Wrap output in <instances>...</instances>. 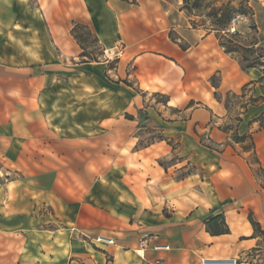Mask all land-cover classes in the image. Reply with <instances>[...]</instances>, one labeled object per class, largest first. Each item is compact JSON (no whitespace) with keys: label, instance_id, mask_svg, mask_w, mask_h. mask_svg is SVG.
I'll use <instances>...</instances> for the list:
<instances>
[{"label":"crops","instance_id":"crops-1","mask_svg":"<svg viewBox=\"0 0 264 264\" xmlns=\"http://www.w3.org/2000/svg\"><path fill=\"white\" fill-rule=\"evenodd\" d=\"M183 3L0 0V168L17 175L0 184V264H264L249 220L264 231V190L220 129L225 94L262 73L193 28ZM74 22L97 36L103 60L81 62ZM253 94L263 100L239 134L254 132L264 167V129L250 126L264 86ZM220 214L230 233L211 235ZM98 236L115 245L96 246Z\"/></svg>","mask_w":264,"mask_h":264},{"label":"trees","instance_id":"trees-1","mask_svg":"<svg viewBox=\"0 0 264 264\" xmlns=\"http://www.w3.org/2000/svg\"><path fill=\"white\" fill-rule=\"evenodd\" d=\"M206 0H194L193 2H188L184 0L182 10L186 12V14L191 18L193 17V12L197 9L202 7V2ZM246 11H243L242 8H235L232 5L228 4L222 7H213L210 17L212 18L211 27L209 32H214L216 38L219 41L220 47L224 50V52L233 57L234 54L238 52L237 45L234 44L232 38L236 37V35H231L230 33V25L234 18L238 15H245ZM193 24V28H199L195 21L191 20ZM204 25V24H203ZM73 38L76 40L80 48L82 49V53L80 54L81 62L88 63V62H99L101 57L104 56V49L99 43L97 36L91 31L88 25L74 22L73 28L71 31ZM171 38L173 41L178 42V38L174 36V33H171ZM180 47L186 50L188 47L182 42L179 43ZM92 46H98L97 50H93ZM251 55L242 54V59L237 60L240 64V67L243 71H247L249 69H259L262 73V76L256 81L245 85L242 89V94L239 95L235 92H228L227 99L225 100V106L229 114V120L224 126H220V129L229 135L228 144H240L242 145V149L245 153L249 154L248 161L254 167L256 176L261 181V187L264 190V181L261 180V176L264 177V167L261 165L260 160L257 156L256 152V145L254 142V132H247L243 135L239 134V127L243 122V115L246 114L248 108L250 106H254L263 100V97H254L253 94V86L259 84L264 86V55L257 54L254 56L255 51L251 50L248 51ZM251 56H254L253 58ZM117 60L113 63H110L109 68L113 69V65L117 64ZM128 84L129 83H125ZM212 84L218 90L219 83L216 80V76L212 79ZM247 93H249V99L242 103V112L239 113L234 119L231 118V111L229 106V97L234 99H246ZM157 96L164 97L162 95L157 94ZM216 98L219 101H222V95L219 92L215 93ZM128 118H133L132 116L128 115ZM256 122L260 123V130L264 129V115H261L259 118L254 119L250 122V126ZM205 137L201 138L202 143L207 145L208 147H212V144H208ZM170 145H172V141H168ZM172 161H177L174 157ZM160 165L165 166L166 164L163 161H160ZM192 171L189 170L186 173L180 175V177H185L189 175ZM261 174V176H260ZM249 220L255 230L256 235L260 236L264 240V231L262 230L260 224L255 220L253 214L249 215ZM206 227L208 232L211 235L219 236L230 233V228L226 223L225 216L223 214L217 215L206 222Z\"/></svg>","mask_w":264,"mask_h":264},{"label":"rangeland","instance_id":"rangeland-1","mask_svg":"<svg viewBox=\"0 0 264 264\" xmlns=\"http://www.w3.org/2000/svg\"><path fill=\"white\" fill-rule=\"evenodd\" d=\"M228 4L232 5L237 9L242 8L243 11H246L245 15L240 14L236 18H234L237 20L235 21V23H233V19L230 25V34L236 35V37L232 38V40L234 41V44L237 45L236 47L238 50V52L234 54L232 58H234L235 60H241L242 54H246L249 56L251 54L248 53V51L250 52L251 50L255 51L254 56H256L257 54L264 55V0H206L202 2L201 8L193 12L194 15L193 17H191V20L195 21V24L202 30L209 31L212 24V18L209 15L213 7H222ZM182 7L183 4L181 5V8ZM191 20H189L190 25L193 27ZM233 25L235 28V32L231 31V27H233ZM92 49L97 50L98 46H92ZM254 56L251 57L253 58ZM103 59L104 57H101V60ZM113 67H116V65H113ZM28 90L31 89L28 88ZM238 94L241 95L242 91ZM249 95L250 94L247 93V98L243 100L229 97V106L231 111L230 115L232 119H234L239 113L242 112V103L249 99ZM154 98L158 102L166 101V98H163L161 96L155 95ZM225 99H227V94H225ZM260 128L261 126L259 124L255 130L259 131ZM150 138L151 136L147 134L144 135L145 140H148ZM15 177H17V175H7L3 171V169L0 168V184L8 178ZM260 178L264 181V177L261 176Z\"/></svg>","mask_w":264,"mask_h":264},{"label":"built area","instance_id":"built-area-1","mask_svg":"<svg viewBox=\"0 0 264 264\" xmlns=\"http://www.w3.org/2000/svg\"><path fill=\"white\" fill-rule=\"evenodd\" d=\"M237 19H234V22L236 21ZM231 31L232 32H235V28H234V25L233 27H231ZM94 244L96 246H112V245H115V240L111 237H107V236H98L95 238L94 240ZM148 240H144L141 242V246L140 248L143 250L145 249L146 246H148ZM155 250H170V247L166 246V247H163V246H160V245H157L155 246ZM208 264H230V263H227L226 261L224 262H220V263H215L214 261H209ZM234 264H236V261L234 262Z\"/></svg>","mask_w":264,"mask_h":264}]
</instances>
